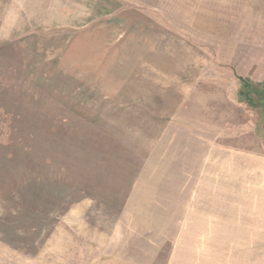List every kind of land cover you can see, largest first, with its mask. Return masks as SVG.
Segmentation results:
<instances>
[{"label":"rangeland","instance_id":"374dc122","mask_svg":"<svg viewBox=\"0 0 264 264\" xmlns=\"http://www.w3.org/2000/svg\"><path fill=\"white\" fill-rule=\"evenodd\" d=\"M245 177L264 194V0H0V264L196 261Z\"/></svg>","mask_w":264,"mask_h":264},{"label":"crops","instance_id":"0c3cea01","mask_svg":"<svg viewBox=\"0 0 264 264\" xmlns=\"http://www.w3.org/2000/svg\"><path fill=\"white\" fill-rule=\"evenodd\" d=\"M229 165L226 166L223 164H219L220 170L230 169L233 167V163H228ZM216 170H219L217 167H213ZM232 170V169H231ZM245 170V168H244ZM212 176H214V172L212 173ZM214 179V180H213ZM212 184L213 187L211 190L215 193H209V194H203L198 193V195H201L203 202H219V191H225L227 195H229L232 191V187L235 184L236 178L228 177V178H213ZM264 179H262L263 181ZM243 182V181H242ZM246 184H252L255 185L256 188V194L251 193V197L249 198H240L238 201L241 203H231L233 202L232 199H228V203L225 205H222L220 210H213L211 215V226H208L207 231L199 230L198 234H202L201 243L195 247V253L196 261H186V264H217V254L214 252L217 246V240L219 237V234H227V236H230L229 239H227L228 242V249L229 251L234 250H247V247H256L253 245L246 244H253L258 242L259 240L264 243V240H261L262 233L264 234V194H261L260 192V186H258L257 180H250L245 177V180L243 182ZM264 184V182H262ZM209 184V183H208ZM208 184H205V186H209ZM211 184V185H212ZM215 187V188H214ZM216 191V192H215ZM252 192V191H251ZM259 194V195H257ZM260 198V199H259ZM226 218L228 220L227 223V229H221L223 231H220V223L219 219ZM247 218H250V220H246ZM221 232V233H220ZM234 235V238L231 237ZM205 235V236H204ZM238 235V236H237ZM245 235H249V240L244 237ZM254 235V236H253ZM253 236V237H252ZM219 241V240H218ZM206 244V245H205ZM208 250V256L206 255V252L204 254V257L202 256V253L200 250ZM260 249H264V245L260 247ZM200 254V256H199ZM237 253H233L231 256L232 260L234 262H240V264L243 263V260L241 257L237 258ZM207 257V258H206ZM259 261H264L260 258ZM219 263V262H218ZM263 262H256L254 264H262Z\"/></svg>","mask_w":264,"mask_h":264},{"label":"trees","instance_id":"16d2710c","mask_svg":"<svg viewBox=\"0 0 264 264\" xmlns=\"http://www.w3.org/2000/svg\"><path fill=\"white\" fill-rule=\"evenodd\" d=\"M244 89L246 90V92L245 93H249L250 92V94L252 93V87L251 86H245L244 87ZM249 95V94H248ZM35 201H36V203L37 204H41L42 202H40V201H42L41 199H39V197L37 196L36 198H33Z\"/></svg>","mask_w":264,"mask_h":264}]
</instances>
